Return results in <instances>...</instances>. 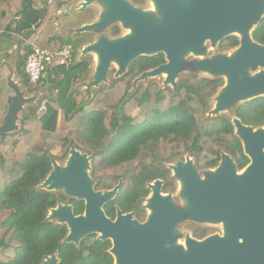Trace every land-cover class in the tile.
I'll return each mask as SVG.
<instances>
[{"label": "trees", "instance_id": "1", "mask_svg": "<svg viewBox=\"0 0 264 264\" xmlns=\"http://www.w3.org/2000/svg\"><path fill=\"white\" fill-rule=\"evenodd\" d=\"M73 1L0 0V55L16 41L19 81L25 92L37 96L20 112V127L0 138V264H43L51 256H57L59 264H114L109 240L91 234L78 245L67 244V226L48 220L49 211L59 204L72 206L75 216L84 212L83 201L37 189L52 171V162L64 163L71 148L91 157L89 176L95 191L112 190L122 181L115 199L103 207L105 215L114 220L118 208L143 223L147 186L160 180L162 193L175 191L176 178L168 166L191 157L195 170L203 174L218 167L227 154L241 170L249 159L232 120L253 129L264 125V97L237 103L227 115H209L224 86L221 77L199 79L196 72L182 71L176 93L152 80L135 83L144 72L166 63L163 54L137 58L126 74L92 89L90 96L84 94L77 87L91 81L93 60L90 55L77 57L95 41L94 35L75 33V38L66 39L56 26L57 11ZM129 1L145 7L146 0ZM106 36L119 37L118 24L110 26ZM251 39L264 46V16ZM239 42L237 36L226 37L218 49L233 50ZM65 46L72 49L70 61L65 66L54 62L45 77L32 83L25 74L26 55L36 48L58 51ZM45 88L47 95L39 99ZM193 234L199 240L208 235L206 229Z\"/></svg>", "mask_w": 264, "mask_h": 264}, {"label": "water", "instance_id": "2", "mask_svg": "<svg viewBox=\"0 0 264 264\" xmlns=\"http://www.w3.org/2000/svg\"><path fill=\"white\" fill-rule=\"evenodd\" d=\"M158 5L161 22L144 13L129 0H79L77 13L94 4L104 10L95 22L84 24L75 33H103L82 50V57L95 52L99 61L90 82L82 84L88 96L107 82L109 68L116 62L114 78L127 72L129 63L139 57L165 56L166 63L144 72L134 82L158 76L163 86L177 91L182 57L188 51L205 55L203 43L210 40L219 44L230 36L239 37V46L232 57L218 56L198 61L189 68L192 72H207L212 77H225L226 83L214 98L216 104L210 116L226 113L237 101L264 97V72L244 75L249 68H264V46L254 43L253 31L264 16V0H153ZM120 22L132 34L110 39L105 31ZM219 55V54H218ZM13 76L12 70H9ZM16 94V102H8L6 117L0 126V138L18 128L17 113L34 98H25L14 83L8 82ZM242 102V103H243ZM235 134L242 142L250 164L243 174L227 154H222L216 169L202 174L196 172L187 158L169 166L180 180L186 202L185 214L174 211L168 196L161 193L162 181L149 184L151 191L146 209H150L143 223L131 213L118 209L115 220L109 219L103 207L113 201L122 187V181L109 191H95V182L86 175L90 172L91 157L71 148L64 168L52 162V171L38 187L47 192H63L66 196L84 202V212L75 216L70 205H57L49 212L48 220L65 224L68 235L64 243L78 245L84 237L96 234L101 241L109 240V253L114 264H264V129L254 130L234 118ZM216 170V171H215ZM187 217L198 223H222L225 236H211L204 240L186 238V247L173 246L178 239L175 226ZM172 246L167 248L166 245ZM43 264H59L57 256L47 257Z\"/></svg>", "mask_w": 264, "mask_h": 264}, {"label": "rangeland", "instance_id": "3", "mask_svg": "<svg viewBox=\"0 0 264 264\" xmlns=\"http://www.w3.org/2000/svg\"><path fill=\"white\" fill-rule=\"evenodd\" d=\"M153 2V0H147L145 7L141 10L146 14H149L152 16L153 20L157 23L161 22V17L160 15L154 11L150 4ZM180 3H182L183 5H186L189 0H179ZM78 3L79 0H74L73 4L70 6H64L62 8H69V11L67 14H63V15H57L58 11L61 10L59 9L56 13V26L57 29L59 30V34H62L64 38L68 39V38H75V32L78 28L80 24H87V23H92L95 22L97 19H99L102 11L104 10V6L102 4H94L90 7H88L87 9H85L84 12L82 13H77V9H78ZM118 26L120 28V38L126 36L127 34L129 35V30L128 28L124 27L120 22H118ZM252 30L248 32V35L251 36ZM103 34V33H96L93 34L94 35V39L96 40L97 36ZM108 35V34H107ZM237 36H240V34H236ZM88 40V39H86ZM13 45L9 48H7L8 50H5L2 52V54L0 55V83L2 86V91L0 94V126L3 123V121L5 120L6 117V112H7V108H8V102H16V94L15 92L11 89V87L9 86L8 82L11 83H15L18 88H20V91L24 92V97L25 98H34L36 99L37 96L30 94L29 92H25L24 91V87L23 85L20 83L19 81V77L17 75L16 72V63L18 61V57H17V45H16V41H13ZM203 46L206 50V54L205 55H196L195 53L188 51L187 53L184 54V56L182 57L184 65L183 68H186V70H184L185 72H191L189 70V68L192 67V65L196 64L198 61H204V60H212L215 59L218 56H224V57H232L234 52L236 51V48L233 50H225V51H220L218 49V45L217 44H213L210 40H206L203 43ZM84 48V47H83ZM82 48V50H83ZM8 56H7V55ZM219 54V55H218ZM92 57L93 63L91 65V70L92 72L90 73V77L94 72L95 66H96V62L94 60V54L90 55ZM82 51L79 53V56L77 57V60L82 59ZM12 70L13 76H11L9 70ZM117 70V67L112 64L109 68L108 71V75H107V82L101 84L100 87H106L109 85L110 80L114 78V75ZM259 72H264V68L261 67H257L256 69H247L244 73V75H249V76H253L256 73ZM197 76L198 78H211L212 75L207 73V72H197ZM46 76V74H45ZM44 76V77H45ZM187 80L194 82L196 81L193 78H190L189 74H185L183 75ZM154 81L159 87H164L163 86V82H164V77L163 76H158L156 78L153 79H146L140 82V84H144L146 85L148 82L150 81ZM224 80V84L226 83V78L223 77ZM80 91H82L85 94V88L80 85L77 87ZM45 91L43 93L39 94V99H42L44 96L47 95V88L44 89ZM38 99V100H39ZM37 100V101H38ZM45 101L41 102V106H43ZM242 103L243 101H237ZM216 102L215 100L212 101V108L211 110L214 108ZM224 114H229V113H224ZM21 125V113L18 112L17 113V121H16V126L17 128H19ZM59 150H56L53 152V154L58 153ZM59 166H61L62 168L65 167L66 162L65 163H60L59 161H56ZM216 171V170H215ZM239 173V172H238ZM171 174L173 175V172L171 171ZM86 175L87 177H89V171H86ZM202 180L204 179L202 175L199 176ZM164 196H167L165 194H163ZM151 196V192L150 195L148 196L146 202L144 203V206L148 205V199ZM168 198L170 199L171 202V207L172 210L176 211H181L183 214H185V210H186V202L185 199L183 197V188H182V184L180 182V180L177 178L176 179V190L175 192L171 195L168 196ZM147 210V214L149 213L150 209H146ZM50 214V212H49ZM49 216V215H48ZM196 229H206L207 233L210 234L209 236H220V237H224L225 236V230H224V225L222 223H206V224H195L192 221L188 220V218L185 216L183 217V219L175 226L174 229V235L178 236V239L176 240V242L173 244V246H177V247H182L184 250L187 249L186 247V238H193L192 235L193 234V230ZM171 244H167L166 247L169 248L171 247Z\"/></svg>", "mask_w": 264, "mask_h": 264}, {"label": "built area", "instance_id": "4", "mask_svg": "<svg viewBox=\"0 0 264 264\" xmlns=\"http://www.w3.org/2000/svg\"><path fill=\"white\" fill-rule=\"evenodd\" d=\"M68 11L69 8H62L57 15L67 14ZM71 55L70 46H65L58 51L36 48L26 55L25 74L32 83H36L45 76L54 62H57L59 66H65L70 61Z\"/></svg>", "mask_w": 264, "mask_h": 264}, {"label": "flooded vegetation", "instance_id": "5", "mask_svg": "<svg viewBox=\"0 0 264 264\" xmlns=\"http://www.w3.org/2000/svg\"><path fill=\"white\" fill-rule=\"evenodd\" d=\"M147 1V0H146ZM146 1H145V3L144 4H146ZM150 6H151V8L154 10V11H156L157 13H158V11H159V9H158V5H157V3L156 2H152L151 4H150ZM85 11V10H84ZM82 13V12H81ZM120 29V28H119ZM108 30V29H107ZM107 30L105 31V35H106V32H107ZM74 32H76L75 30H74ZM59 33V32H58ZM62 35V34H61ZM120 37V36H119ZM118 38V37H117ZM257 44V43H256ZM259 45V44H258ZM260 46H262V45H260ZM165 76H166V74L164 73L163 74V77L165 78ZM164 88V87H163ZM250 101V100H249ZM247 102V101H246ZM259 129H264V125L261 127V128H259ZM235 130V129H234ZM254 130H258V129H254ZM242 143V142H241ZM242 148H243V145H242ZM243 152H244V148H243ZM244 154H245V152H244ZM246 155V154H245ZM69 156V155H68ZM246 157L248 158V156L246 155ZM187 158H190L191 160H192V162H193V165H194V159L193 158H191V157H186L185 158V160L187 159ZM67 159H68V157H67ZM67 159L65 160V161H67ZM249 159V158H248ZM185 160L184 161H181L182 163L183 162H185ZM65 161H64V163H65ZM221 162V161H220ZM220 164V163H219ZM250 164V159H249V163L243 168V169H241V170H239V169H237V172H241V171H243V170H245V168L248 166ZM171 166V165H170ZM219 166V165H218ZM168 168H169V170H170V173H171V169H170V167L168 166ZM195 168V167H194ZM217 168V167H216ZM215 168V169H216ZM210 170H213V169H210ZM197 172V171H196ZM199 175H202V174H200L199 172H197ZM171 177H174V175H172L171 174ZM176 186V185H175ZM162 187H163V182H162ZM175 190H176V188H175ZM150 191V190H149ZM151 192V191H150ZM175 192V191H174ZM173 192V193H174ZM161 193H162V188H161ZM172 193V194H173ZM162 194H165V195H167V196H171L172 194H167V193H162ZM149 195H150V193H149ZM148 195V196H149ZM148 198V197H147ZM147 198H146V200H147ZM146 202V201H145ZM117 210H118V208L116 209V212H117ZM147 211V210H146ZM122 213V212H121ZM123 214V213H122ZM116 218V217H115ZM115 220V219H114ZM113 220V221H114ZM210 234H208L204 239H206V238H208V237H211V236H209ZM192 239H195V240H197V241H201V240H199V239H197V238H195L193 235H192ZM204 239H202V240H204Z\"/></svg>", "mask_w": 264, "mask_h": 264}, {"label": "bare ground", "instance_id": "6", "mask_svg": "<svg viewBox=\"0 0 264 264\" xmlns=\"http://www.w3.org/2000/svg\"><path fill=\"white\" fill-rule=\"evenodd\" d=\"M129 35H131L132 34V30L131 29H129ZM94 60H95V62H98L99 61V54L98 53H94ZM114 65L116 66V62H114ZM117 67V66H116ZM166 74V73H165ZM166 76H167V74H166ZM165 76V77H166ZM245 171L243 170V171H241L239 174H243Z\"/></svg>", "mask_w": 264, "mask_h": 264}, {"label": "crops", "instance_id": "7", "mask_svg": "<svg viewBox=\"0 0 264 264\" xmlns=\"http://www.w3.org/2000/svg\"><path fill=\"white\" fill-rule=\"evenodd\" d=\"M78 7V6H77ZM57 31L59 32V30L57 29ZM60 33V32H59ZM93 75V74H92Z\"/></svg>", "mask_w": 264, "mask_h": 264}]
</instances>
